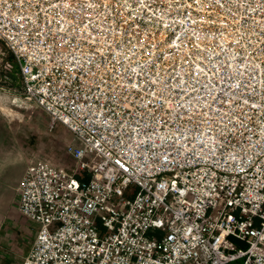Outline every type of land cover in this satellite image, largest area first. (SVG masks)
<instances>
[{
  "label": "built area",
  "instance_id": "1",
  "mask_svg": "<svg viewBox=\"0 0 264 264\" xmlns=\"http://www.w3.org/2000/svg\"><path fill=\"white\" fill-rule=\"evenodd\" d=\"M0 41L83 143L26 167L22 264H264V0H0Z\"/></svg>",
  "mask_w": 264,
  "mask_h": 264
},
{
  "label": "rangeland",
  "instance_id": "2",
  "mask_svg": "<svg viewBox=\"0 0 264 264\" xmlns=\"http://www.w3.org/2000/svg\"><path fill=\"white\" fill-rule=\"evenodd\" d=\"M1 51L5 59L0 61V73L8 78L0 80V264H21L33 241L32 229H38V224L19 212L17 187L26 167L40 158L71 170L75 163L66 147L69 143L82 147L83 143L65 126L52 127L47 112L24 95L19 73L5 68L11 55L0 41ZM2 108L17 111L21 118L11 120Z\"/></svg>",
  "mask_w": 264,
  "mask_h": 264
},
{
  "label": "bare ground",
  "instance_id": "3",
  "mask_svg": "<svg viewBox=\"0 0 264 264\" xmlns=\"http://www.w3.org/2000/svg\"><path fill=\"white\" fill-rule=\"evenodd\" d=\"M4 110V112L6 113V115L11 118V120L15 119V118H21V115L12 109H7V108H2Z\"/></svg>",
  "mask_w": 264,
  "mask_h": 264
},
{
  "label": "crops",
  "instance_id": "4",
  "mask_svg": "<svg viewBox=\"0 0 264 264\" xmlns=\"http://www.w3.org/2000/svg\"><path fill=\"white\" fill-rule=\"evenodd\" d=\"M33 228V227H32ZM35 230H37L36 228H33L32 229V231H33V233L30 235V234H28V235H30V237H32L33 238V241H34V239H35V237H33L34 236V234H35ZM33 241H32V243H31V246H32V244H33ZM31 246H30V248H29V250H28V252L26 253V255L23 257V260H24V258L27 256V254L29 253V251H30V249H31ZM22 260V261H23ZM22 261H21V264H22Z\"/></svg>",
  "mask_w": 264,
  "mask_h": 264
},
{
  "label": "trees",
  "instance_id": "5",
  "mask_svg": "<svg viewBox=\"0 0 264 264\" xmlns=\"http://www.w3.org/2000/svg\"><path fill=\"white\" fill-rule=\"evenodd\" d=\"M6 60H7V61H10V62H14L13 56H9V57H7ZM13 68H14V70L17 71V73L19 72V69H18L17 65H15V63H14Z\"/></svg>",
  "mask_w": 264,
  "mask_h": 264
}]
</instances>
